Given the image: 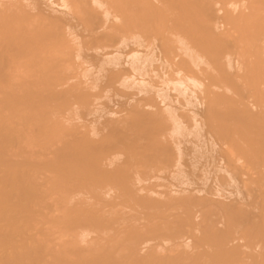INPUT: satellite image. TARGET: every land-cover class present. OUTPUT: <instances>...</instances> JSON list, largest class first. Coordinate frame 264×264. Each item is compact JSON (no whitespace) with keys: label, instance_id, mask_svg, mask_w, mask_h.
I'll return each instance as SVG.
<instances>
[{"label":"bare ground","instance_id":"1","mask_svg":"<svg viewBox=\"0 0 264 264\" xmlns=\"http://www.w3.org/2000/svg\"><path fill=\"white\" fill-rule=\"evenodd\" d=\"M0 264H264V0H0Z\"/></svg>","mask_w":264,"mask_h":264},{"label":"rangeland","instance_id":"2","mask_svg":"<svg viewBox=\"0 0 264 264\" xmlns=\"http://www.w3.org/2000/svg\"><path fill=\"white\" fill-rule=\"evenodd\" d=\"M105 93H106V92H105ZM106 95H107V94H106ZM106 95H103V97H99V99H101V100H99L98 102H102L103 100H105V102H107L108 100H106V99H109V100L111 101V103H110V101H109V104H110V105H112V106L114 105V108H115V109L120 108V105H119V103L117 102V99H118L119 96L117 97V99H115L116 96H115V95L112 96V95L110 94V95H107V96H109L108 98L104 99V97H105ZM101 96H102V95H101ZM107 96H106V97H107ZM114 96H115V97H114ZM110 97H111V99H112V97H113V98L115 99V100L113 99V101H116L117 104H116L115 102L113 103L112 100L110 99ZM102 98H103V99H102ZM120 99H122V101H124L125 98L120 97ZM118 100H119V99H118ZM171 100L173 101V99H171ZM175 101H176V100H175ZM105 102H104V103H105ZM120 102H121V101H120ZM104 103L102 102V105H101V103H100L101 107L104 106ZM107 103H108V102H107ZM173 103H176V102L173 101ZM115 105H116V107H115ZM118 105H119V107H118ZM177 105H178V104H177ZM112 106H111V107H112ZM117 107H118V108H117ZM201 107H202V106H201ZM107 116H108V115H107ZM111 116H112V115H111ZM111 116H109V117H111ZM90 118H91V117H89V118H87V119H90ZM80 121H81V120H80ZM83 121H87V122H88L89 120H86V119H85V120H83ZM188 144L190 145V143H188ZM188 144H187V145H188ZM189 145H188V146H189ZM191 146H192V144H191ZM206 147H207V146H205V148H206ZM186 157L189 158V156H186ZM186 157H185V158H186ZM182 163H184V161H183ZM185 165H186V164H185ZM185 165H182V166H185ZM186 166H187V165H186ZM183 169H184V168H183ZM187 169H188V168L186 167V170H187ZM167 170H168V169H167ZM167 170H164L163 175L159 174V172L157 173V174L159 175L158 177L163 176V178L160 177L161 179H159V181L162 180V179H164L165 176H166V178L168 177L167 179H170V178H171V176H170V172L167 171ZM188 170H189V169H188ZM188 170H187L186 173H189V172L191 173V170H189V172H188ZM162 171H163V170H162ZM165 172H166V173H165ZM197 172H198V171H197ZM202 172H204V171H202ZM160 173H161V171H160ZM186 173L184 174V176H187V178H188V175H189V174L187 175ZM193 173H194V172H193ZM193 173H191L190 175L193 176ZM199 173H201V170L199 171ZM205 173H206V177L209 176L208 173H207L206 171H205ZM194 174L197 175L198 173H194ZM201 174H202V173H201ZM202 175H203V176H200V177H205V176H204V173H203ZM210 175H211V174H210ZM197 176H198V175H197ZM200 177H199V178L197 177V179H199V180H198L199 184L201 183V185H202V181H203V180H202V178H201V180H202V181H201V180H200ZM210 177H211V176H210ZM166 178H165V180H166V182H168ZM187 178L185 179L186 182L189 181ZM189 178H191V177L189 176ZM193 178H195V177L193 176ZM193 178H192V179H193ZM195 179H196V178H195ZM154 180H156V178H155ZM165 180H164V181H165ZM171 180H173V179L171 178ZM190 180H191V179H190ZM152 181H153V180H152ZM156 181H158V179H157ZM162 181H163V180H162ZM162 181H161V182H162ZM169 181H170V180H169ZM193 181H194V180H193ZM193 181L191 180V181L189 182L190 185L193 184ZM154 182H155V181H154ZM166 182H165V183H166ZM170 182H171V181H170ZM172 182H173V181H172ZM191 182H192V183H191ZM156 183H158V182H156ZM159 183H160V182H159ZM168 183H169V182H168ZM174 183H175V182H174ZM195 185H196V183L194 182V185H193V186H195ZM197 185H198V183H197ZM214 185L218 186V184H216V183H215ZM185 186H186V185H185ZM158 189H160V188H158ZM161 189H162V188H161ZM224 191H225V190H224ZM226 192H228V191H226ZM226 192H224V193H226Z\"/></svg>","mask_w":264,"mask_h":264}]
</instances>
